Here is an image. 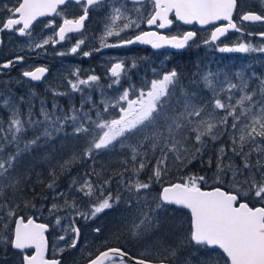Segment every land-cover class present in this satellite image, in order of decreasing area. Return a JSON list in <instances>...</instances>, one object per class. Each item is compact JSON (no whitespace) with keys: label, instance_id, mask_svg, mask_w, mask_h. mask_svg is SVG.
<instances>
[{"label":"snow or ice","instance_id":"obj_1","mask_svg":"<svg viewBox=\"0 0 264 264\" xmlns=\"http://www.w3.org/2000/svg\"><path fill=\"white\" fill-rule=\"evenodd\" d=\"M260 11L246 10L242 0H16L14 6L4 5L9 13L6 22L0 23V32L15 31L28 37L30 51L55 46L78 34L75 44L68 50L57 52L64 56L77 54L86 44L82 31L91 11L103 10V30L99 47L83 51L88 57L103 48L124 47L133 44H150L154 49L170 46L184 49L195 43L197 32L187 31L182 36H166L155 31H143L141 25H155L159 29L176 20L185 24H215L224 21L203 40L204 45H214L229 30L244 33L247 24L264 25V0H258ZM131 5V6H129ZM61 6H64L63 8ZM76 6L80 13L75 18L65 15L67 7ZM61 17L43 23L41 17ZM53 29V34L36 39L34 25ZM140 30V31H137ZM126 32L134 35L109 43L110 38H120ZM258 36L261 43L241 42L232 47H218L220 52L264 54V31L247 32ZM24 56H16L0 64V69H10L22 63ZM133 63L127 67L123 61L108 68L110 83L118 95L108 96L95 74L81 78L79 69L67 79L71 93H80V104L70 105L65 111L57 102L59 96L69 92L49 86L53 102L51 108L34 90L27 96H17L5 84L0 89V259L6 264L9 249L14 250L17 264H63L62 258H48L46 233L48 223H37L32 216L19 213L21 203L26 209H36L35 203L26 199L25 189L34 172L32 153L63 133L69 142L83 141V147L72 148L67 159L53 161L44 156L48 164L50 182L46 187L54 193L47 209L54 217L52 227L62 235L56 237L63 246H53L54 254L77 250L86 264H264V206H250L255 200L264 205V75L243 70L233 73L197 71L185 83L176 69L157 72L155 78L137 88L129 84L121 87L122 78H128ZM46 66L24 70L22 78L29 82L45 79ZM101 89L102 99L97 103L86 89ZM37 101L39 104L37 112ZM71 129V131H68ZM31 133V135H29ZM225 143L215 148L214 179L227 184L232 191L221 187L202 190L208 181L204 175H189L179 182L164 184V177L172 166L182 170L194 160H201L205 153L222 138ZM123 150L120 167L104 175L102 168L91 167L83 178H73L69 188L89 198L86 211H81L75 197L57 192V172H66L77 162L92 161L103 153ZM32 158L33 163L25 164ZM213 165L212 157L207 160ZM151 165V174L142 180L140 174ZM95 176L96 180L92 177ZM39 179V174H37ZM115 181V194L110 190ZM42 182V181H41ZM154 184H160L154 192ZM106 193V194H105ZM247 198V199H245ZM62 200V202H61ZM123 207L115 218L116 241L126 237L140 249L133 255L125 246L108 247V240L100 250L79 247L81 230L75 219L62 226L68 211L73 217L85 221L96 218L106 210ZM187 210L189 216L182 215ZM39 211V209H37ZM169 213L181 215L169 216ZM100 234L102 229H93ZM31 250V251H30ZM73 264H79L74 260Z\"/></svg>","mask_w":264,"mask_h":264},{"label":"rangeland","instance_id":"obj_2","mask_svg":"<svg viewBox=\"0 0 264 264\" xmlns=\"http://www.w3.org/2000/svg\"><path fill=\"white\" fill-rule=\"evenodd\" d=\"M247 1L251 2L253 5L259 3L258 0H247ZM13 2L8 1L5 2V4H0V8L4 5L9 6L13 4ZM73 18L75 17L73 16ZM56 25L59 24L56 23ZM145 25L146 24L141 25V30L149 31V29H147ZM217 26L220 25H214L212 27L203 30L202 32H200V36L198 39H196V42L195 43L191 42L192 48L190 53L192 54V58H196L197 65L201 66V68L200 69L195 67L191 68L193 64V59H188V60L182 59L181 60L182 65L179 67L178 72L181 73L182 79H184L185 83H187V81L192 78L193 73L197 72L198 70L201 72H206L208 70H211L214 72L221 71L228 73H233L236 71L243 70L247 73H251L254 71L258 75L260 72H264V54L218 51V47H225V46L232 47L241 42L252 43L254 46H258L261 43L260 40H259L260 43L253 42L251 41L252 40L251 38L240 36L236 34V32H234L233 30V32L229 31L227 36H223L225 38L220 37V39L216 41L214 45H204L203 40L208 38L210 36L211 31L214 30V28ZM44 29L46 28H43V25L41 23L40 26L35 27L33 29V36L36 39H42L51 36L53 34L52 30L44 31L45 34H43L42 31ZM102 30L99 32L98 27H94V26L83 29L82 31L87 37V42L85 45L82 46L81 51L78 52L77 54L60 56V60L57 61L55 70L51 72L50 76L42 84L36 85L35 82H29L26 78H22L21 75H17L16 81H14L13 83L12 90L16 93L17 96L20 95L27 96L30 90H34L37 93L38 97L44 98L47 103V106L51 108L53 97L51 95V92L47 91V88L50 85L53 87H58L61 91L69 92V95L67 96H59L56 98L59 105L65 111H67L70 105L76 104L77 106H79L80 104L81 94L71 93L67 85V79L69 78L75 79V77L71 76V73L74 72L75 70L79 69V72H81L80 70L82 69L81 66L82 61L89 63L86 72H90V74H95L100 77V84L104 86L108 96L118 95L115 86L112 89L106 88L107 84L110 83L108 68H110L113 63L123 61L127 67H130L133 63L137 65L136 68H133L129 71L128 78H122L121 87H120L121 91L123 90V88H127L130 83L134 84L137 88H140L144 86L146 83L150 82L153 78H155V73L152 71L153 69H156L157 72L163 73L165 71L176 69V65H178L177 61L175 59H171L168 54L162 55L157 53L155 56H153L147 52L146 53L143 52L142 48H138L137 46L134 45L116 47L117 50L115 48H103L104 51L102 53L101 51L99 52L93 51L91 56L84 57L82 55L83 51H89L99 47L98 38L101 35ZM246 31L251 32L250 27H247ZM132 35H134L133 32H126L122 34L120 38H116V37L110 38L109 43H116L118 39H127ZM76 37L60 45L58 49L56 48L57 44L55 46L50 44L46 46V48L43 50L44 52L45 50L48 51L50 55H53L55 52L57 53V52L66 51L75 44ZM28 42H29L28 37H26V40L24 42H21L17 38H14L10 42L9 46L26 47ZM51 49H57V50L52 51ZM197 49H201V57H195V51ZM28 54L30 56L29 58H35V55H32L31 52H29ZM93 54L96 55V72L93 70L94 67V64L92 62ZM52 62L54 63V60H52ZM37 63H38V67H40L39 63H41V61H37ZM23 69L27 70L24 67V68H20V70L17 68V71L22 72L21 70ZM79 75L81 78L87 77V74L85 72ZM6 83L8 84V87H10L8 80L1 79L0 89L4 88ZM85 91L86 93H90L93 99L97 103L101 101L102 95L100 88L86 89ZM38 107L39 104L37 101V109H36L37 112H38ZM0 115H3L5 119L7 118V113L4 112L2 109H0ZM68 131H71V129H68ZM29 135H31V133H29ZM226 139H227L226 137L222 138L220 141L216 143L214 147H211L205 153V156L203 158V163L201 162V160L197 159L194 160L187 167L179 171L177 170V166L175 165L172 166L171 172L169 173L168 176L164 177L163 183L167 184V183H173L175 181L179 182L182 177H187L189 175H197V176L203 175L204 171L209 168L207 164V160L209 156H211L213 160L212 166H215V159H216L215 148L219 147L220 144L225 143ZM69 143L73 144L77 150H80L82 149L84 142L82 140L69 142L65 139L63 133H61L59 135H56L55 138L52 139L48 144H45L42 147H39L34 150V152L32 153V157L35 158L34 172L31 176V180L29 181V184L26 186L25 198L29 199L28 188L34 184H40V189H39L40 196L36 202V209H26L23 203H21L19 209V213L21 215L25 216V214L31 215L36 213L38 219L45 220L51 226L54 224V217L50 216L47 211V209L51 206L52 197L54 193L48 190L46 187L47 183L50 182V180H48L50 176L48 171V164L44 163V156L45 155L49 156L53 161L67 159L71 155V151H72V148L69 146ZM122 155H124L123 150H118L116 153H111V154L102 152L99 156H96L94 165L92 161L77 162L71 166L70 170L63 173L60 172V174L57 172L58 178L56 181L57 183L56 191L68 193L70 198L75 197L78 205L80 206L81 211H86L89 207V204H87V202H89V198L84 197L82 194L76 192L74 188L70 190L69 186L73 178H78L82 176L85 172L89 171L91 167H95L97 171H100L103 168L105 170L104 175L106 176L111 172L112 169H116L120 167L119 160L121 159ZM28 163H33L32 158H28L25 160V164ZM213 170L214 172L211 173V177L214 178V173L216 169L214 168ZM37 174H39V179L37 178ZM150 174H151V165H149V168L145 169V171L140 174V178L142 180H147ZM92 179L96 180V177L93 176ZM116 190L112 192L115 194ZM153 191L157 192V185H154ZM80 197H83L86 201H82ZM37 209H39V211H37ZM177 214L181 215V213H169V216L171 217L172 215H177ZM59 215L65 217V219L62 220L63 227H67L71 223L73 218L75 220H80L83 223V227L85 229V237H86V242L83 247L86 246L88 249H94L96 246H99L100 250H102L104 248L102 241L104 240H108L109 244L116 242L119 243L121 241L126 242V237H121L119 241H116L115 238L112 236V232L115 231V218H114V222L109 223L108 213H103L102 215L99 214L95 219H90L87 221H85L83 218L78 216L73 217V215H70L68 211L61 212L59 213ZM182 215H185L186 217L189 216V214L184 211ZM98 224L102 225L100 227L102 229L100 234H96L93 231V229L98 227ZM53 229H54L53 244L58 247L63 246L64 243L63 241L56 240V237L62 235L63 233L59 228L53 227ZM93 243H95V245H92ZM0 256H2V254H0ZM74 260H78L79 262L83 261L84 263H86V260L83 257V255H81V253L77 250H72V253H70L66 258L65 264H73ZM0 264H3L2 259H0ZM6 264H17V257L15 255L14 250L9 249Z\"/></svg>","mask_w":264,"mask_h":264},{"label":"flooded vegetation","instance_id":"obj_3","mask_svg":"<svg viewBox=\"0 0 264 264\" xmlns=\"http://www.w3.org/2000/svg\"><path fill=\"white\" fill-rule=\"evenodd\" d=\"M8 1H11L13 2V4L9 5V6H14L16 4V0H0V4H5V2H8ZM242 3L244 4L245 6V9L246 10H255V11H260L261 8H260V4L259 3H256L255 5H253L251 2H248L247 0H242ZM63 8V7H62ZM80 13V10L78 7L76 6H69L67 7V10L65 12V15L68 17V18H73L74 17H77ZM9 16V13L3 8V6L0 8V23H3V22H6V18ZM50 19H54L55 20V23H58V24H61L63 21H62V18L61 17H46V18H43V19H40V21H42L43 23H47L48 20ZM171 20L173 21V26L169 29H159L157 28L155 25H152V26H148V25H145L147 29H149V31H155V32H158L162 35H166V36H182L185 32L187 31H195L197 32V38H199L200 36V32H202L204 29H200L199 27L197 26H187V25H184L180 22H178L174 16V14L171 15ZM103 23H104V13H103V10H100V11H91L90 14H89V19L85 21V28H89V27H98V30L99 32L103 29ZM248 26L247 27H250V30L251 32L253 33H258V32H261V31H264V25H260V24H250L249 22H245ZM223 23H220L219 25H221ZM41 23H37L34 25V28L35 27H38L40 26ZM84 28V29H85ZM144 29V28H142ZM49 30H52L51 28H47V29H44L42 31L43 34L44 31H49ZM236 32V31H234ZM236 34L240 35V36H243V37H247V38H251L253 42H256V43H260V38L258 36H248L247 35V31L245 30V32L242 34L240 32H236ZM78 34H70L69 36H72L73 38L76 37ZM97 37V35H96ZM14 38H17L18 40H20L21 42H24L26 40V37H21L18 35V33H16L15 31H9V30H5L3 32H0V43H1V47H0V64L4 63V62H7L8 60H11V59H14L16 56H24L25 59L22 63H16L14 67L10 68V69H0V80L1 79H6L9 81V86L11 87L12 89V86H13V83L14 81H16V76L17 75H21L22 72L25 70H21L22 72H18L17 71V68L20 70V68H26L27 70H30V69H34L35 67H38V63L37 61H41V63H39L40 67L41 66H46L48 69H49V72L47 73V75L51 74V72H53L56 68V65H57V61L60 60V56L59 55H56L55 53L53 55H50L48 53V51L44 50L43 49H36L35 51H30L26 45V47H11L9 46L10 42L14 39ZM68 40L66 41H63L59 44L56 45V48L58 49L60 47V45H62L63 43L67 42ZM190 46L188 47H185V49H181L180 51H168V50H155L153 49L152 47L150 46H141V47H138V48H142L143 49V52H147L153 56H155L157 53L159 54H162V55H166L168 54L170 56L171 59H175L177 61V64L179 65H176V70L178 71L179 67L182 65L181 63V60L182 59H193V64L191 66V68H198L200 69L201 66H198L197 65V61H196V58H192V54L190 53L191 51V48H192V44L191 42H189ZM57 49H51L52 51H55ZM104 51V49L101 50V53ZM29 52L32 53V55H35V58H29ZM40 54V55H39ZM195 57H201V49H197L195 51ZM52 60H54V63L52 62ZM169 61V59H168ZM93 64H94V67H93V70L96 72V55L93 54ZM81 66H82V69L80 70L81 72H79V74L81 73H86L87 75L90 74V72H86L87 71V68L89 66V63L85 62V61H82L81 62ZM102 72V71H100ZM185 72V71H184ZM259 75H264V72H260ZM36 85H39V84H36ZM61 88V86H60ZM215 166H212L211 168H208L207 170L204 171L203 175L206 177L207 179V183L206 184H201V188L202 190H211L212 188L214 187H221L223 190L225 191H232V189L227 185V184H219L216 182V180L211 177V173L214 172V169ZM58 173L60 174V172L58 171ZM79 173V172H78ZM78 178H83V175L78 177ZM175 182H178V181H175ZM173 182V183H175ZM154 185H157V192H159L160 190V185L158 184H154ZM117 188V184L115 183V181L113 182V184L111 185V188L110 190L111 191H115ZM38 189V192H39V189H40V186H38V188H36V190ZM106 194V193H105ZM80 199L82 201H86L83 197H80ZM247 199V198H245ZM94 201H90L87 202V204L90 205V203H92ZM250 206H256V207H259V206H264V205H261L259 203H257L255 200H252L250 202ZM123 210V207H120V208H117V209H112V210H106L104 213H108L109 214V219H108V222L112 223L114 222V218H116L120 212ZM184 212L188 213L187 210H183ZM103 213H101L102 215ZM189 214V213H188ZM178 215V214H177ZM25 216H32L37 223H47L45 220L43 219H38L37 218V214H31V215H28V214H25ZM185 216V215H183ZM186 217V216H185ZM95 219V218H94ZM75 226L76 227H79L80 230H81V236H80V244H79V247H83L85 242H86V237H85V229L83 227V223L80 221V220H75ZM49 224V223H48ZM102 225L101 224H98V227L100 228ZM53 233H54V229L52 226H50L49 228V231L45 234L47 239H48V244H49V249H48V253H47V256L48 258H62V261H63V264L66 263V258L68 257V255L71 252H65L63 253L62 257H60L58 254H54L53 252V242H54V239H53ZM123 237V236H122ZM92 245H95V243H93ZM108 247H116V246H121V247H127L133 255H137L139 254V251L140 249L136 246H134L131 242H119V243H111V244H108L107 245ZM105 247V246H104ZM104 250V248L102 249ZM101 250V251H102ZM31 251V250H30ZM79 264H86L84 263L83 261H80Z\"/></svg>","mask_w":264,"mask_h":264},{"label":"trees","instance_id":"obj_4","mask_svg":"<svg viewBox=\"0 0 264 264\" xmlns=\"http://www.w3.org/2000/svg\"><path fill=\"white\" fill-rule=\"evenodd\" d=\"M48 180H51V177L48 178ZM38 186H40V184H34V185H32V186H30L28 188V194H29V199L28 200H30L33 203H35V205H36L37 199L40 196V194L38 192V189L36 190V188H38ZM121 242H123V241H121Z\"/></svg>","mask_w":264,"mask_h":264},{"label":"water","instance_id":"obj_5","mask_svg":"<svg viewBox=\"0 0 264 264\" xmlns=\"http://www.w3.org/2000/svg\"><path fill=\"white\" fill-rule=\"evenodd\" d=\"M194 24H195V23H193V25H194ZM227 34H228V33H226V35H225V36H227ZM222 38H225V37H223V36H222ZM133 45H134V44H133Z\"/></svg>","mask_w":264,"mask_h":264},{"label":"bare ground","instance_id":"obj_6","mask_svg":"<svg viewBox=\"0 0 264 264\" xmlns=\"http://www.w3.org/2000/svg\"><path fill=\"white\" fill-rule=\"evenodd\" d=\"M202 26V25H201Z\"/></svg>","mask_w":264,"mask_h":264}]
</instances>
